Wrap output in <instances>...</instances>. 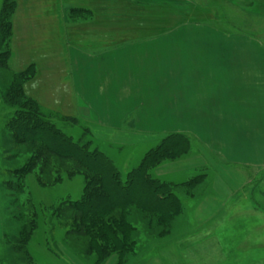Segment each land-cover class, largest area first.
<instances>
[{"label": "crops", "instance_id": "0c3cea01", "mask_svg": "<svg viewBox=\"0 0 264 264\" xmlns=\"http://www.w3.org/2000/svg\"><path fill=\"white\" fill-rule=\"evenodd\" d=\"M251 18L264 0H16L12 57L36 70L30 98L97 140L183 135L207 163L264 172V43L235 31Z\"/></svg>", "mask_w": 264, "mask_h": 264}, {"label": "rangeland", "instance_id": "374dc122", "mask_svg": "<svg viewBox=\"0 0 264 264\" xmlns=\"http://www.w3.org/2000/svg\"><path fill=\"white\" fill-rule=\"evenodd\" d=\"M2 4L3 0H0L1 11ZM222 9L219 5V17L223 15ZM231 15L236 17L235 13ZM250 25L255 30L235 31L248 33L264 43V22L251 18ZM15 58L13 54L8 61L9 73L0 70V264H24L21 257L12 252L9 243L24 225V217L16 219L24 210L12 204L16 197L4 187L11 180L10 172L22 167L28 159L24 153L17 155V151L11 149L6 129L15 111L5 104L3 90L14 74L29 66L27 59L16 61ZM35 89L34 83L26 86L31 97H36ZM40 103L42 112L59 129L75 141L85 137L83 140L90 143L92 150L97 149L114 162L124 179L155 147L146 143L134 148L122 147L112 141L97 140L88 127L89 123L73 124L62 115L54 114L50 99H42ZM178 157L165 162L151 174L174 186L182 200V214L170 227L144 214L127 216L136 229L137 244L126 264H264V195L261 194L264 172H250L220 162L207 163L203 161L206 157L202 154V147L192 140L190 151L180 153ZM196 178L203 179L198 186L182 187ZM84 187L83 175L66 179L51 188L37 186L33 177L28 179L26 195L32 197L36 206L40 205L38 210L42 212L39 228L29 246L35 264H94L95 257L84 254L87 248L85 239H68L69 228L65 226V220L51 217L50 213V206L62 200H80ZM20 200L24 203L25 196ZM116 263L117 256H114L106 264Z\"/></svg>", "mask_w": 264, "mask_h": 264}, {"label": "trees", "instance_id": "16d2710c", "mask_svg": "<svg viewBox=\"0 0 264 264\" xmlns=\"http://www.w3.org/2000/svg\"><path fill=\"white\" fill-rule=\"evenodd\" d=\"M15 8L16 0H3L0 70L4 73H9ZM35 76L32 66L14 74L3 90L5 104L15 111L6 126L11 149L17 155L28 156L22 167L10 172L11 180L4 184L16 197L12 204L24 210L16 219L25 218L24 225L9 241L11 250L24 264H35L29 246L39 228L42 212L38 210L40 205L36 206L32 197L26 195L28 179L33 177L37 186L51 188L83 175L85 187L81 199L62 200L50 206L51 217L65 220L68 239H85L84 254L94 256V264H106L114 256H117L116 264H126L137 244L136 229L127 216L144 214L170 227L182 214V200L174 186L154 178L151 173L165 162L178 159L180 153H188L190 140L183 135L165 137L124 179L108 156L92 150L90 143L83 140L85 137L75 141L64 133L42 112L39 103L27 95L26 85ZM66 121L77 123L74 119ZM202 181L196 178L182 187H196ZM23 196L24 203L20 200Z\"/></svg>", "mask_w": 264, "mask_h": 264}]
</instances>
